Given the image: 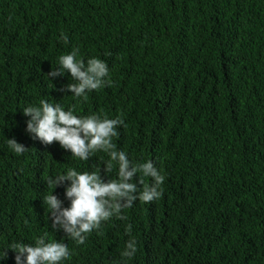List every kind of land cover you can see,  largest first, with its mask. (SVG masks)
Masks as SVG:
<instances>
[{
    "label": "trees",
    "instance_id": "16d2710c",
    "mask_svg": "<svg viewBox=\"0 0 264 264\" xmlns=\"http://www.w3.org/2000/svg\"><path fill=\"white\" fill-rule=\"evenodd\" d=\"M74 48L109 67L110 86L87 100L62 91L69 74L47 77ZM40 100L123 119L113 142L153 161L163 195L82 245L54 231L47 180L107 156L81 161L33 139L22 108ZM8 138L27 150L12 152ZM54 194L67 206L63 185ZM126 223L137 242L126 264H264V0H0V249L47 233L67 243L63 264H122Z\"/></svg>",
    "mask_w": 264,
    "mask_h": 264
},
{
    "label": "clouds",
    "instance_id": "9594fccd",
    "mask_svg": "<svg viewBox=\"0 0 264 264\" xmlns=\"http://www.w3.org/2000/svg\"><path fill=\"white\" fill-rule=\"evenodd\" d=\"M67 41V35L60 34ZM78 49L58 56L55 67L47 74L49 78L70 75V82L62 91L74 99L87 100L88 93L104 86H110L109 67L97 57L86 61L77 59ZM50 80V79H49ZM54 86V85H53ZM65 96V95H64ZM27 117L25 131L45 145L57 142L70 156L81 161H89L96 153L106 154L107 159L94 166L93 170L68 168L47 180L52 191L43 196L46 213L54 231H62L66 239L77 245L84 244L87 235L98 230L103 222L113 217L126 221L124 209H130L139 200L152 202L163 195L161 187L165 181L156 165L151 160L133 162L128 154L117 149L113 138L118 135L117 128L124 124L123 119L109 118L107 115H78L75 106L65 108L61 103L40 100L36 105L22 108ZM9 149L16 154H23L27 147L15 138H8ZM103 165L105 176L116 169L115 179H105L95 167ZM150 180L151 183H145ZM64 186V199L54 194L57 186ZM143 185V188L139 187ZM129 239L121 252L122 264L131 260L137 252L136 239L131 235L132 225L125 224ZM11 249L15 264H63L71 259L67 243L62 240H49L47 233L35 239L34 243L15 242L0 249V261L8 256Z\"/></svg>",
    "mask_w": 264,
    "mask_h": 264
}]
</instances>
